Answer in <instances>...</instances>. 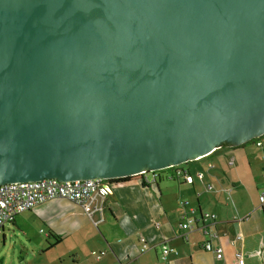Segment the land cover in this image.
<instances>
[{"label": "water", "instance_id": "95a60500", "mask_svg": "<svg viewBox=\"0 0 264 264\" xmlns=\"http://www.w3.org/2000/svg\"><path fill=\"white\" fill-rule=\"evenodd\" d=\"M264 134V0H0V184L117 179Z\"/></svg>", "mask_w": 264, "mask_h": 264}, {"label": "crops", "instance_id": "0c3cea01", "mask_svg": "<svg viewBox=\"0 0 264 264\" xmlns=\"http://www.w3.org/2000/svg\"><path fill=\"white\" fill-rule=\"evenodd\" d=\"M251 143L230 148L217 162L212 158L222 148L159 170L154 182H142L138 176L112 180L109 194L102 203L92 204L97 209L90 207V213L71 200L55 198L19 213L10 223L17 226L27 215L61 237H82V243H73L74 264H238L236 253L243 264H264V207L258 199L264 188L263 149ZM223 156L234 157V164L228 166ZM181 170L192 176L191 183L177 175ZM207 185L213 188L207 190ZM200 212L217 215L214 251L201 248L200 230L185 233L179 226L184 215ZM142 236L149 245L144 252ZM162 243L178 254L160 259Z\"/></svg>", "mask_w": 264, "mask_h": 264}, {"label": "built area", "instance_id": "2783aa9c", "mask_svg": "<svg viewBox=\"0 0 264 264\" xmlns=\"http://www.w3.org/2000/svg\"><path fill=\"white\" fill-rule=\"evenodd\" d=\"M251 141L257 147L263 149L261 159L264 160V134L253 138ZM200 158L202 157L197 159ZM234 162V157L227 159L228 166H232ZM180 174L185 177L187 182H192V176L190 174L182 170L177 173L178 176ZM201 175V173H198L199 177ZM134 176H138L142 182H154L158 175L157 171H152L142 172ZM112 180L114 179L88 178L61 181L56 178H42L39 180L13 181L0 184V230L3 229L5 223L12 222L19 213L31 210L37 204L55 198L71 200L82 206L86 212L90 213L91 211L89 212L88 209L93 207L92 204L96 202L102 203L109 194ZM211 188H213L212 185H207V190ZM226 192L229 195L230 189H226ZM258 199L260 206L264 207V188L261 189ZM93 208L97 209L95 207ZM98 210H102V207H99ZM216 223L217 215L215 213L200 212L193 216L184 215L179 226L185 233L193 229L200 230L204 236L201 248L205 251H214L212 239L218 235L215 229ZM141 242L140 252L148 250L149 245L143 236L141 237ZM103 253L104 251L101 252V254ZM170 254L177 255L178 251L166 243H162L160 259L166 260ZM216 256L218 258L221 257V253H217ZM99 257L100 255L97 256V258ZM236 257L238 264H243L244 259L242 255L236 253Z\"/></svg>", "mask_w": 264, "mask_h": 264}, {"label": "rangeland", "instance_id": "374dc122", "mask_svg": "<svg viewBox=\"0 0 264 264\" xmlns=\"http://www.w3.org/2000/svg\"><path fill=\"white\" fill-rule=\"evenodd\" d=\"M245 145L252 143L249 141L243 144ZM226 151H230V148L223 146L222 151H218L212 160L219 158V155ZM217 161L215 159V162ZM19 221L21 223L19 222L17 226L13 223H5L0 230V264H74L77 255L73 252V243L74 241L82 243V237H77V234L63 235L64 238L60 243L49 247V242L52 243L54 239L47 238L48 229L41 221L27 218V215L19 218ZM81 252L77 253L80 255Z\"/></svg>", "mask_w": 264, "mask_h": 264}, {"label": "trees", "instance_id": "16d2710c", "mask_svg": "<svg viewBox=\"0 0 264 264\" xmlns=\"http://www.w3.org/2000/svg\"><path fill=\"white\" fill-rule=\"evenodd\" d=\"M251 141V140H250ZM249 142V141H248ZM247 143V142H246ZM243 144H245V143H243ZM242 144V145H243ZM223 146H227L228 148H232V146H229L228 144H223L222 146H221V148L223 147ZM220 148V149H221ZM225 159H226V156H225ZM226 162H227V159H226ZM135 176H128V177H124L123 179L125 180V179H129V178H134ZM117 179H121V178H117ZM115 180V179H114ZM13 222V221H12ZM49 237H52L53 239H54V241L52 242V243H50L49 242V247H52V246H54V245H56V244H58V243H60L61 242V240H62V237L60 236V235H57L56 233H54L52 230H48V232H47V238H49Z\"/></svg>", "mask_w": 264, "mask_h": 264}, {"label": "clouds", "instance_id": "9594fccd", "mask_svg": "<svg viewBox=\"0 0 264 264\" xmlns=\"http://www.w3.org/2000/svg\"><path fill=\"white\" fill-rule=\"evenodd\" d=\"M177 167V166H176Z\"/></svg>", "mask_w": 264, "mask_h": 264}]
</instances>
